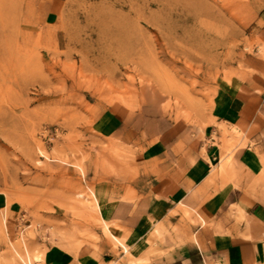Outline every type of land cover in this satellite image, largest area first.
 I'll list each match as a JSON object with an SVG mask.
<instances>
[{"label":"rangeland","instance_id":"1","mask_svg":"<svg viewBox=\"0 0 264 264\" xmlns=\"http://www.w3.org/2000/svg\"><path fill=\"white\" fill-rule=\"evenodd\" d=\"M234 82L264 93V0H0V261L40 264L54 244L104 251L93 185L134 179L143 149L102 134L109 110L146 144L182 129L230 165L242 133L220 126L211 142L205 129ZM164 252L122 262L165 264Z\"/></svg>","mask_w":264,"mask_h":264},{"label":"crops","instance_id":"2","mask_svg":"<svg viewBox=\"0 0 264 264\" xmlns=\"http://www.w3.org/2000/svg\"><path fill=\"white\" fill-rule=\"evenodd\" d=\"M212 120L216 124L205 129L208 141L215 134L221 138L220 126L242 133L239 140L245 146L236 149L230 165L222 164L224 152L214 142L204 154L197 137L182 129L146 144L153 137L132 130L124 112L109 110L100 117L104 136L143 146L136 161L138 176L93 185L97 224L111 237L104 240V251L90 245L72 251L54 244L40 264H125L122 259L128 256L150 260L163 251L165 264H264V93L235 82L221 87ZM0 207H7L2 192ZM11 211L17 213L15 207ZM60 237L63 245L69 241ZM123 241L129 251L121 253L119 246L117 255L112 243ZM30 243L36 251L37 242Z\"/></svg>","mask_w":264,"mask_h":264},{"label":"bare ground","instance_id":"3","mask_svg":"<svg viewBox=\"0 0 264 264\" xmlns=\"http://www.w3.org/2000/svg\"><path fill=\"white\" fill-rule=\"evenodd\" d=\"M40 256H37V258H39Z\"/></svg>","mask_w":264,"mask_h":264}]
</instances>
